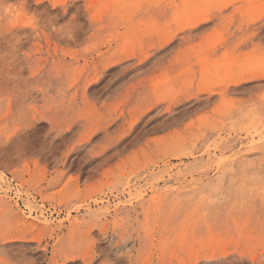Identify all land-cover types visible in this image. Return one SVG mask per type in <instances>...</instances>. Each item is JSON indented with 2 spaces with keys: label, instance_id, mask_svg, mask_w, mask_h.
Masks as SVG:
<instances>
[{
  "label": "rangeland",
  "instance_id": "obj_1",
  "mask_svg": "<svg viewBox=\"0 0 264 264\" xmlns=\"http://www.w3.org/2000/svg\"><path fill=\"white\" fill-rule=\"evenodd\" d=\"M0 264H264V0H0Z\"/></svg>",
  "mask_w": 264,
  "mask_h": 264
}]
</instances>
